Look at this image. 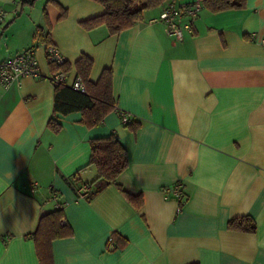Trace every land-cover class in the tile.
<instances>
[{"label":"crops","instance_id":"0c3cea01","mask_svg":"<svg viewBox=\"0 0 264 264\" xmlns=\"http://www.w3.org/2000/svg\"><path fill=\"white\" fill-rule=\"evenodd\" d=\"M0 6V62L32 48L40 71L19 86L0 83V264H39L27 236L60 203L72 235L52 241L54 264H264V0L218 13L202 7L180 41L152 22L163 4L116 34L81 24L105 11L93 0ZM41 31L71 64L67 85L82 55L93 61L91 82L112 70L115 109L100 124L74 111L58 115L59 132L47 127L54 84ZM110 134L128 154L116 182L141 196L140 208L116 184L77 194L96 184L89 141ZM242 216L255 220L254 232L227 228ZM112 238L125 241L108 251Z\"/></svg>","mask_w":264,"mask_h":264},{"label":"trees","instance_id":"16d2710c","mask_svg":"<svg viewBox=\"0 0 264 264\" xmlns=\"http://www.w3.org/2000/svg\"><path fill=\"white\" fill-rule=\"evenodd\" d=\"M34 0H20L21 5H32ZM100 3L105 11L97 16L81 21L86 29L96 28L104 25L110 34L119 33L132 27L142 20L146 10L170 3L171 0H93ZM202 7L212 13L226 10H240L246 7V0H198ZM59 19L66 16V9L59 5ZM164 7V6H163ZM193 28V27H192ZM41 42L44 44L45 56L50 72V80L54 84L53 113L47 122V127L53 132H59L62 128L58 115H66L74 111H80L81 122L87 126H96L102 122L108 112L115 109L113 98V74L110 68H104L96 82L89 80V73L93 65L90 57L82 55L75 61L74 66L78 78L83 82L86 91L75 90L72 86L64 82H54V74L67 73L71 69V64L64 60L58 63L49 58L47 49L53 46L49 34L40 32ZM135 130L138 122L130 121L125 124ZM90 157L89 165L94 166L96 177L93 180L95 187L91 191L89 188L86 198L96 195L102 188L110 184H116L125 197L136 207L142 206V198L139 195H132L125 192L117 184V177L128 165V154L117 136L110 134L106 137H96L89 141ZM184 194L179 197V207L183 205ZM230 230L254 232L256 230L255 220L250 216L232 218L227 223ZM72 235V229L65 220L63 205L49 212L40 215L35 231L27 237L32 239L35 245L36 255L39 264H54L52 241ZM125 241L124 238L115 241L113 238L108 244V251L120 246Z\"/></svg>","mask_w":264,"mask_h":264},{"label":"built area","instance_id":"2783aa9c","mask_svg":"<svg viewBox=\"0 0 264 264\" xmlns=\"http://www.w3.org/2000/svg\"><path fill=\"white\" fill-rule=\"evenodd\" d=\"M201 8L202 5L198 0L182 5H176L172 2L166 3L157 19L152 20V22L163 23L165 31L174 37L175 40L180 41L183 39L185 31L192 30V21L198 16ZM5 16L6 10L0 6V23ZM47 52L51 60L58 63L64 61L54 46H49ZM26 76L40 77L38 61L32 48L0 62V83L5 87H9L12 84L21 85L22 79ZM53 81L66 83V74L61 72L54 74ZM71 86L75 90L86 91L83 82L79 78H76ZM119 114L122 123L127 124L131 121L127 113L119 111ZM88 189L86 185H82L77 189L78 196H85L88 193ZM31 190H34V187H31ZM174 191L179 197L183 194L180 184L174 187Z\"/></svg>","mask_w":264,"mask_h":264},{"label":"rangeland","instance_id":"374dc122","mask_svg":"<svg viewBox=\"0 0 264 264\" xmlns=\"http://www.w3.org/2000/svg\"><path fill=\"white\" fill-rule=\"evenodd\" d=\"M40 11H41V9L39 8V6L37 4V6L32 10V17L34 19H36V16L35 15H39L40 14Z\"/></svg>","mask_w":264,"mask_h":264}]
</instances>
